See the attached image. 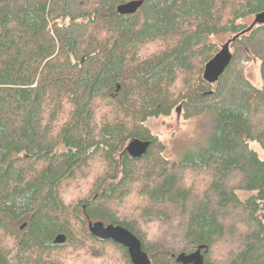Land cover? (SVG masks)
Wrapping results in <instances>:
<instances>
[{
    "label": "trees",
    "instance_id": "16d2710c",
    "mask_svg": "<svg viewBox=\"0 0 264 264\" xmlns=\"http://www.w3.org/2000/svg\"><path fill=\"white\" fill-rule=\"evenodd\" d=\"M132 1L0 0V264H132L90 222L130 230L152 264L198 250L204 264H264V158L250 147L264 151V88L245 66L259 61L264 82V0L118 13ZM227 36L232 63L209 84L212 38ZM177 107L212 112V129L171 162L146 123ZM137 139L151 143L142 158L127 152Z\"/></svg>",
    "mask_w": 264,
    "mask_h": 264
},
{
    "label": "rangeland",
    "instance_id": "374dc122",
    "mask_svg": "<svg viewBox=\"0 0 264 264\" xmlns=\"http://www.w3.org/2000/svg\"><path fill=\"white\" fill-rule=\"evenodd\" d=\"M253 18L248 24L253 23ZM231 36L212 38V42L219 47L225 45ZM246 73L249 80L258 88H264L260 75V62L246 63ZM212 112L186 119L182 107H177L171 115L149 119L146 125L151 129L153 136L163 145V157L171 162H178L192 156H197L209 145V133L212 129ZM261 158L264 151L257 142L250 143ZM241 198L249 197L250 193L238 191Z\"/></svg>",
    "mask_w": 264,
    "mask_h": 264
},
{
    "label": "water",
    "instance_id": "95a60500",
    "mask_svg": "<svg viewBox=\"0 0 264 264\" xmlns=\"http://www.w3.org/2000/svg\"><path fill=\"white\" fill-rule=\"evenodd\" d=\"M143 0L132 1L118 6L117 11L122 15H133L143 5ZM264 21V13L255 20L256 25ZM236 38L229 40L222 46L220 51L206 64L203 78L209 84L217 83L224 75L226 70L232 63L233 53L231 51L232 42ZM151 143L148 141L134 140L127 146V152L133 158H142L148 152ZM26 227V224L23 228ZM90 233L101 240L113 241L128 251L132 264H152V260L148 253L144 250L141 240L134 235L130 230L120 225L109 224L103 222H90ZM67 238L65 235H59L55 239V244H64ZM179 264H204L201 250H198L190 255L182 254L177 258Z\"/></svg>",
    "mask_w": 264,
    "mask_h": 264
}]
</instances>
